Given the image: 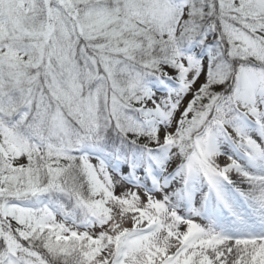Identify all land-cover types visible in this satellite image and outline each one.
Masks as SVG:
<instances>
[{
  "label": "snow or ice",
  "instance_id": "snow-or-ice-1",
  "mask_svg": "<svg viewBox=\"0 0 264 264\" xmlns=\"http://www.w3.org/2000/svg\"><path fill=\"white\" fill-rule=\"evenodd\" d=\"M0 264H264V0H0Z\"/></svg>",
  "mask_w": 264,
  "mask_h": 264
}]
</instances>
